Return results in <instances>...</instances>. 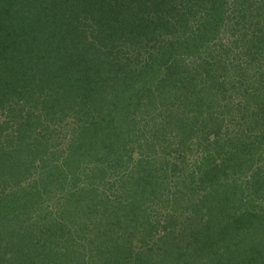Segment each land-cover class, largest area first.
I'll list each match as a JSON object with an SVG mask.
<instances>
[{
	"label": "trees",
	"instance_id": "16d2710c",
	"mask_svg": "<svg viewBox=\"0 0 264 264\" xmlns=\"http://www.w3.org/2000/svg\"><path fill=\"white\" fill-rule=\"evenodd\" d=\"M233 20L242 23L235 31L242 45L232 61L214 55L211 43L222 36L231 46ZM154 42L144 58L139 50ZM17 67L24 79L38 78L28 94L45 95L51 126L66 125L72 140L62 167L39 174L48 153L32 122L37 112L16 115L21 129L8 143L28 142L13 158L0 148V159L22 157L0 164V264H264V0H0V100L10 114L21 105L12 95L26 88L12 76ZM246 84L251 94L240 98ZM245 96L253 103L243 104ZM232 112L250 127L234 142H222L219 130L211 141L213 124ZM145 127L137 197L124 205L143 212L147 203L177 218L193 213L187 219L196 224L191 235L188 227L179 236L165 229L154 248L146 240L135 246L134 234L94 235L88 215L79 222L80 206L96 207L100 182L114 187L122 177V151ZM182 154L197 171L186 190L152 167L166 157L178 170ZM38 174L24 193L20 186ZM58 193L76 207L62 205Z\"/></svg>",
	"mask_w": 264,
	"mask_h": 264
},
{
	"label": "rangeland",
	"instance_id": "374dc122",
	"mask_svg": "<svg viewBox=\"0 0 264 264\" xmlns=\"http://www.w3.org/2000/svg\"><path fill=\"white\" fill-rule=\"evenodd\" d=\"M63 5L61 7H59V9H62ZM234 22H236V20H233L232 22H229L227 26H230V34L232 36V42H231V46L229 48H227V46H224V42L222 41V36H220V39L213 41L211 43V48L215 49V54L216 56H218L219 58L222 55H226L224 53H227L228 58L230 60H232L234 58V55H236L237 51H239L241 49V42L239 40H236V34L235 31H237L238 27L242 26V23H240L239 25H235ZM237 33V32H236ZM222 34V33H221ZM235 36V38H234ZM223 39H225V43H228L229 40L226 37H223ZM237 41H239L237 43ZM152 45H155L154 43H149V44H144L141 49L139 50V52L141 53V55L145 58L148 56V52L149 49L151 51V47ZM223 49V50H222ZM227 49V50H226ZM87 51V50H85ZM224 53H223V52ZM110 59H113V57H108ZM234 60V59H233ZM232 60V61H233ZM193 63L192 62H187V64L191 65ZM233 63V62H232ZM240 65L239 62H237L236 66L237 69L236 71H238V66ZM258 64H256L257 67ZM235 66V65H234ZM254 66V65H253ZM259 70H264V69H259ZM233 71V74L236 72ZM251 72V71H250ZM22 73H24V71H21L19 69V67H17L14 72H12V76L15 80L17 79H21L23 82L25 81L24 87H26L25 89H22L20 91H16L14 92V94L12 95V98L15 100V102L17 101L19 104V107H17L11 114L9 113V110L7 109L8 104L4 105V108L2 107V102L0 100V148H2L3 151H7L9 152V156H12L13 158V154L14 152H16V150H18L19 146L23 148V146H25V144L28 142L27 141V137L24 136V138L20 141L17 140L14 143H8V138L9 135L8 134H12L13 131H15L16 135H18V130L17 129H21L19 125H22V121H16V115L20 112H28L30 111L31 113L34 112L33 110H35L37 112V116H38V120L35 119V121H32L35 125L36 128H38L39 130H41L40 134H44L41 135L45 136V138H43V145L47 147L46 150L48 153V156L45 157L43 156V159L46 158L45 163H43L44 166V170H39V174L42 173L44 174V172H49L50 171H55L57 168H61L63 165V161L68 157V154L66 153L68 151V147L67 145L71 142L72 137H71V129L67 128L66 125L62 126L61 128L59 127H54L51 126L49 119L47 118V115H45V113H47L48 111L45 110L46 108L44 107V105L42 104L43 102V97H45V95L41 94L40 92L38 93H33V94H28V91L30 89H33L34 87H36V85L38 84V78L37 81L36 79L30 76H27V79H24L22 76ZM253 74H255V68L252 71ZM259 73V71H258ZM257 73V74H258ZM113 74V73H112ZM112 74H107L110 77H112ZM259 75V74H258ZM31 78V79H30ZM36 81V82H35ZM21 86V85H20ZM19 86V87H20ZM252 89V87L249 85H242V89L238 91L239 93V97L241 98L244 94H251L248 93L250 90ZM25 95H24V94ZM231 93V92H229ZM232 95V93H231ZM237 96L235 95L234 98H236ZM33 100V101H32ZM240 101V100H239ZM243 104L249 103L252 104V99L248 98V97H244V100L242 101ZM41 111V112H40ZM10 116V118H9ZM242 116H237L235 115L233 112L230 116H227L226 120H222V118H220L218 120L219 124L214 123L213 124V132H211L209 138H211V141H213L214 139H216L215 136V132L217 130H219L220 132H218L217 137L222 140V142H224L226 139H230L231 141L233 140V142L239 138L242 137L241 132L248 127H250V124L248 123V121H246V119H242ZM11 118H13V120H11ZM53 118H55L53 116ZM235 118V119H234ZM149 119H151V117H149ZM151 125L153 124L152 121ZM47 124H50L48 126H46ZM144 124V122H143ZM31 127V123L29 125ZM218 126H220L221 128L219 129ZM27 127V126H26ZM48 127H50V129H48ZM28 128V127H27ZM142 129V128H141ZM145 129H148L147 127L144 128V131L140 130L138 131V133L140 134V137L142 138L141 140L138 141V143H132L131 146L129 148L128 151H122V153L124 154L123 160H125V163L122 167V171H123V175L122 177L119 176V180H116V184L114 185V187H110L109 184H106L104 186H108L107 188H105L103 186V184H101L100 182V189L96 200V207L93 206L94 208H92V210L90 211L86 205H84V207L80 206V210H81V215L79 218V222L85 220L86 216L88 215L89 217H91V221H87L88 224H91V229L90 232H93V234H98L102 235L104 237V239L107 238H118L119 236H122L124 234H128V236H131L132 234H134V237L132 239V242L135 246H140V243L142 241H145L146 244L152 246L154 248V246H160L161 242L158 238H160L161 236L163 237V235L165 234L164 230L167 229L168 231H173L175 232L176 235H180V232L184 231V229L186 227H188L187 232H190L189 235L193 234V232L196 231V224H195V220H192V222H194L195 225H190L191 223V218H193L194 214H191V218L187 219L188 213H186V215H181L180 218H177L179 216V213H176L174 215H167V210L166 208H160L158 210V214L156 211H154L152 213V210L150 208V210H146L148 204L146 203V211L143 210V212H136V210L133 212L132 208H127V205L123 203L122 199H124L125 197H129V196H133L135 194V189H137L136 184V180L140 179L142 177V175H139L140 172V166L137 165V162L139 161V159H141V157L144 155H147V148L145 147V137L147 135V133L144 136V132ZM237 138V139H236ZM136 141V140H135ZM30 142H34L33 140H31ZM137 142V141H136ZM14 144V145H13ZM13 145V147H12ZM33 145H38L36 142L33 143ZM6 155V154H5ZM7 156V155H6ZM33 156H36L33 154ZM183 156V154H182ZM181 159H177L179 160V169L178 170H173L174 168H171L170 166V162L166 161V157L163 160V157L160 158L157 162H153L154 164L152 165V167H157V170L159 171H164V168L166 169V175H168L171 179V176H173L175 178V181L170 180L168 182H172L174 185H176L177 187L182 188V190H186L189 186L188 183H190V174L192 173H197V171L195 170V167H193L191 164V156H187L186 158H182ZM15 159H12L10 157L8 158H1L0 159V164L3 165L4 167L8 168V166H12L14 161L17 160H21L22 157L15 156ZM41 157L35 159V167H40L41 164H39V160ZM194 159V158H193ZM138 160V161H137ZM195 160V159H194ZM20 162V161H18ZM146 164V162L144 163ZM86 166L88 165H83L84 168H86ZM151 166V165H150ZM170 166V167H167ZM1 167V166H0ZM119 171V170H118ZM35 174L36 171H34ZM89 173V171H88ZM109 173H111V170H109ZM39 174L29 180H27L26 182H24L20 187L21 189H23V191L25 190L24 193H26L29 188H31V186L36 182V179H38ZM163 174V173H162ZM139 175V176H138ZM161 176V174H160ZM0 180L4 181V178H0ZM11 179L8 178V181H10ZM18 181V179L12 177L11 183H14L15 181ZM155 180H158V178H156ZM154 180V181H155ZM163 181V178H162ZM156 182V181H155ZM188 182V183H186ZM114 183V181H110V184ZM144 182H140V184H143ZM158 183V182H157ZM64 185H62L64 188L67 186V183L64 182ZM29 187V188H28ZM141 187V186H140ZM197 184H192V187L190 186L191 189H189L190 192L193 193V190L195 188H197ZM140 189V188H139ZM15 190L14 189H9V194L14 193ZM139 192L141 193V191L139 190ZM21 194V195H24ZM133 193V194H132ZM59 195L56 196V200L57 199H62V205L63 203L66 205V207H70V206H75L76 207V203L74 198H72L70 195L65 196V195H61V193H58ZM70 196V197H69ZM60 197V198H59ZM137 197V196H136ZM140 197V196H139ZM187 197L190 200V197L187 195ZM186 197V206H188V208H190L192 205L189 204L188 202V198ZM198 195H194V198L198 199ZM141 198V197H140ZM131 202V200L129 201V203ZM180 202V201H179ZM183 206V202L181 203ZM161 205V203L159 204V206ZM108 206V207H107ZM138 205H134V207H136ZM181 206V205H179ZM82 207V208H81ZM107 207V209L105 208ZM136 209V208H135ZM158 209V208H156ZM142 210V209H141ZM182 211V209H180ZM150 211V213H149ZM71 213V210L67 212V214L69 215ZM157 214V215H156ZM183 214V213H182ZM185 214V213H184ZM85 215V216H84ZM53 217H55L54 215H52ZM84 216V217H83ZM196 216V215H195ZM83 217V219H82ZM68 219L72 221H75V218L72 216H68ZM121 219V223L118 225V227L114 226L115 223L119 222V220ZM96 226H99L98 228H95ZM113 228V229H112ZM110 231H112V233H110ZM115 231V233H113ZM87 232H89L87 230ZM160 233V234H159ZM66 235V233L64 234ZM152 235V236H151Z\"/></svg>",
	"mask_w": 264,
	"mask_h": 264
}]
</instances>
